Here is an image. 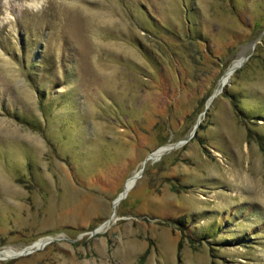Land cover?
<instances>
[{"label":"rangeland","instance_id":"obj_1","mask_svg":"<svg viewBox=\"0 0 264 264\" xmlns=\"http://www.w3.org/2000/svg\"><path fill=\"white\" fill-rule=\"evenodd\" d=\"M6 248L264 264V0H0Z\"/></svg>","mask_w":264,"mask_h":264},{"label":"bare ground","instance_id":"obj_2","mask_svg":"<svg viewBox=\"0 0 264 264\" xmlns=\"http://www.w3.org/2000/svg\"><path fill=\"white\" fill-rule=\"evenodd\" d=\"M171 146H165L164 149L165 150H168L170 149ZM172 148V147H171ZM136 177V176H135ZM133 177V178H135ZM130 183V182H129ZM17 250L15 249H12V248H6L3 252H0L1 255H8V256H11V254L15 253Z\"/></svg>","mask_w":264,"mask_h":264},{"label":"water","instance_id":"obj_3","mask_svg":"<svg viewBox=\"0 0 264 264\" xmlns=\"http://www.w3.org/2000/svg\"><path fill=\"white\" fill-rule=\"evenodd\" d=\"M218 90H219V88H217V89L215 90V92L213 93L212 97L216 94V92H217ZM152 152H153V151H152ZM152 152H150V153L148 154V156H147L145 159H148V158L150 157V154H151ZM142 169H143V168H142ZM139 174H140V172H136V173L134 174V177H135V176H138ZM126 190H127V189H125V190L122 191V193H121V195H122L121 198H122V197L124 196V194L127 192ZM96 229H97V227H96ZM96 229H95V230H96Z\"/></svg>","mask_w":264,"mask_h":264}]
</instances>
